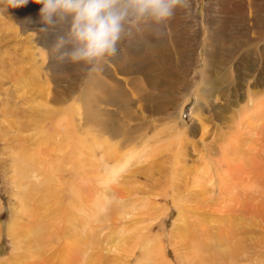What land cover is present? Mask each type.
Listing matches in <instances>:
<instances>
[{
	"label": "rangeland",
	"instance_id": "rangeland-1",
	"mask_svg": "<svg viewBox=\"0 0 264 264\" xmlns=\"http://www.w3.org/2000/svg\"><path fill=\"white\" fill-rule=\"evenodd\" d=\"M40 8L30 2L0 13V264H40L42 257L47 258V247L22 258L18 255L28 252L27 241L34 235L30 229L36 225L60 229L61 209L73 199L74 185L84 197L96 196L98 205L94 207L91 197L86 198L80 218L89 223L85 232L96 240L86 243L71 264H217L212 255H225L228 263L239 245L250 247L253 254L256 251L255 264H264V105L258 110L264 101V0H190L187 11L193 13V35L197 34L193 37L192 79L183 77L191 67L178 64L169 27L163 42L152 43L153 56L143 58L152 55L148 44L135 39L132 51H121L104 63L99 78L122 89L116 104L94 86L85 89L83 72L77 67L57 65L49 50L51 38L38 32ZM185 12L178 10L176 16L183 17ZM29 18L31 23H26ZM124 58L129 63L140 61L126 67L136 73L114 71ZM107 69L110 72L105 73ZM190 79L193 96L192 83H187ZM83 89L103 97L96 118L116 134L102 131L100 137L113 148L111 155L99 148L94 156L96 167L88 162L93 160L88 155H80L84 165L75 174L63 158L71 153L69 147L48 149V153L43 148L31 153L32 159L22 170L27 179L20 180L19 146L24 145V138L35 136L33 130L17 131L21 127L13 128V121L30 122L24 116L37 108H70L77 113L72 124L87 132L88 127L79 124V114L85 109L79 101ZM55 98L62 100L53 103ZM197 102L203 128L193 112ZM63 116L52 117L59 129H64L59 123ZM236 136L246 138L243 148L254 154L241 148L236 157L229 152L221 156ZM59 157L64 159L62 164ZM237 158L235 169L242 171H234L232 183L224 171H233L228 168ZM225 160L231 163L225 166ZM123 164L112 177L109 170ZM172 174L177 176V194L191 195L190 200L180 196L186 204H180L184 208L178 215L169 198ZM249 177L259 178L251 189ZM219 179L229 186L225 200L223 189H218ZM202 180L206 192L199 191L197 183ZM28 186L38 195L32 206L34 216L38 206V216L28 218L32 213L28 207V216L21 219L19 200ZM185 213L186 220L193 221L186 233L178 229ZM192 230L193 242L186 235ZM66 250L72 255L70 247ZM237 264L252 263L240 260Z\"/></svg>",
	"mask_w": 264,
	"mask_h": 264
},
{
	"label": "bare ground",
	"instance_id": "bare-ground-1",
	"mask_svg": "<svg viewBox=\"0 0 264 264\" xmlns=\"http://www.w3.org/2000/svg\"><path fill=\"white\" fill-rule=\"evenodd\" d=\"M184 11H186V12H185V14H183V17L175 16L170 21L169 27L171 28L172 35H173V36L171 35L172 36V43H173V45H174L173 47H174V49L176 51L175 54H176L177 60L179 62L178 64L185 65V69H187L188 66L191 67L190 68L191 71L188 72V75H186L187 73L183 72L184 73L183 77L184 76L185 77L191 76V79H192V77H193V37L195 38L197 34L194 33V35H193V21H192L193 13H191V11H187V10H184ZM145 39L149 42L147 44H148L149 51H150V53L152 55H148V54L145 53L146 56H144L143 58H146V57H149V56L151 57V56L154 55L155 50H154V47L151 46L152 43L159 42V41L163 42V40H164V39L163 40H156L153 36H151L148 33H145ZM134 40H135V38L126 40L120 46L119 53H121V51H122V53H124V52L128 53V51H132L134 49V47L131 46V45L134 44ZM143 60H145V59H143ZM138 63H140V61L139 62L135 61L134 63H129L127 61V59L124 58L122 60V65H118L117 69H114V71L117 70V71H119L121 73H125V74L136 73L134 69L126 70V67L127 66H133V65L136 66ZM104 72L107 73V72H110V71L107 69ZM98 73H101V72H98ZM98 73L87 74V73L83 72L84 79H85L84 80L85 89H93L92 87L94 86L95 87L94 89H96L97 92L106 93L105 95L108 97L109 101L114 102V104H116L119 100H121V96L123 94L122 91H121L122 89L119 86L118 87L110 86L111 84L108 83V81L99 78V74ZM29 76H30V74H29ZM202 76H204V71H203V75ZM191 79L187 83H190V82L192 83V85L190 87V88H192V90L190 91V94H191V96H193V82L191 81ZM115 81H117V79L112 80V82H115ZM118 82H119V80H118ZM85 89H83V93L81 91L79 93V101L85 107L84 111H82V113H81L82 115L79 114V117H80L79 124L82 122L80 124L81 126L84 125V126L88 127L87 132L81 131L80 130L81 128L77 129L75 127V124H72L73 117L77 113H76V111H74V110H72L70 108L51 109V108H48L49 106H46V107H44L42 109L37 108L36 110L33 109L35 111V113L33 112V114H31V115H29L27 117L24 116V118H26V120L29 119L30 122L24 123V124H22V123L17 124V121H13V123L11 125L13 128H14V126H17L18 128L21 127L17 131H19L20 133L24 134V133H26L28 131L33 130V132H34L33 135L35 136L34 139L33 138H30V139H26V138L23 139L22 138L24 145L21 144L19 146V157L17 158V161L20 162V167L18 168L19 171L17 173H18V177L20 178V180L27 179V177L23 176L25 171H22V170L24 169L25 164L30 162V160L32 159V154L31 153L32 152L33 153H39L43 148H46L44 152L48 153V149H50L52 152H54V150L56 148H58V147L60 149H66V150L69 147L68 150L71 153L69 154L68 157H64L63 156V158L64 159L67 158L65 164H68V163H69V165L72 164L71 169L75 170L74 171L75 174H77L78 173L77 170H80L83 167V165H84V163H82V160L79 158L80 155L86 154V155H88L90 157V159H93V160L88 161V162H90L94 167H96V164H97V161H98L94 156L97 155L99 148L103 147L104 148L103 150H105V153L107 152L109 154V156L111 155V153L113 151V148L109 147V144H107V141L105 143L101 142L102 138H100V137H102L103 134H107V135H116V134H115L114 131L106 129L103 126V124L101 122H99V120H97V118H96L97 117V115H96L97 106H99L100 102H104L103 97H101L96 92H86ZM33 90H31V92ZM37 91H38V89H37ZM81 93H82L83 96H81V98H80ZM237 93H239V92H237ZM37 96H38V94L36 95V97ZM42 96H43V94H41V98H42ZM262 96H264V94ZM250 97H252V96H250ZM61 100L59 98H55V99H52L51 101L52 102L54 101L53 103H55V102L56 103H60ZM47 101L48 100L46 99V102ZM46 105H48V104H46ZM262 105H264V101L262 102V104L258 108V110H260L262 108ZM88 106L90 107V109H89ZM198 109H199V102H197V104L193 108V112L198 114V118H197V114L195 115V118H196L197 122L200 124V126L203 128V126L201 124L202 123V118H201V115L198 113ZM55 114H57V117L60 116V115H64L63 116L64 117V121L63 120L59 121V123L64 126V129H59L58 127H56L53 124L52 117ZM250 117H251V114H250ZM240 126H241V123H240ZM17 127H15V128L18 129ZM237 128L238 127H236V129ZM254 128H255V126H254ZM102 131H104L103 134H102ZM180 136H183V135L180 134ZM253 136L256 137L255 132L253 133ZM23 137H25V136H23ZM242 138H244V137H242ZM245 140H246V138L244 140L243 139L239 140L238 137L235 138V139L233 138L232 141L229 140L228 141L229 143H227V145L221 151V156L223 154L226 155L227 152H229L234 157H236L238 155V151L241 150V148L246 146L247 142ZM19 142H20V140H19ZM62 142H65L64 146H60ZM68 144H70V146H68ZM242 150H244V148ZM245 151L254 154V151L252 152V149H246L245 148L244 152ZM49 154H50V152H49ZM61 160H62V158L59 157L58 161L60 163H61ZM34 161H36V157L33 154V162ZM225 161H226L225 162V166H227L229 163H231V161H228V160H225ZM236 161H238V158H237V160L233 159V161H232V163L230 165V168H228V170L232 169L233 171H227V170L224 171V173L227 174V176L229 177V180H231L232 183H235L234 181H235V178H236L234 171H242V170H239V169L238 170L235 169L234 165H235ZM240 161L241 160L239 159V162ZM125 164H127V162H125ZM125 164H123V165H121L119 167L111 168L109 171L112 172L111 173L112 177H114L117 174V172L122 168V166H124ZM60 171H61V169H60ZM65 172H67V171H64V173ZM175 174H172V177H171L170 189L172 188V191H171V194H170L171 197H169V198H171L173 206L176 208L177 215H178L179 213L182 212V210L184 208L183 205H185L186 203L184 202V204H183L182 199H180L181 198L180 196H182V195L177 194V190H176V179H177L176 177L177 176H175ZM237 178H240V176L237 177ZM248 179H249L248 181L251 184L249 189H251L252 186H255V184H256V183H254L255 181L257 182V180H259V178H257V177H254V178L253 177H249ZM199 180H201V179H199ZM244 180H243L244 182L248 183L247 179H244ZM205 182H206L205 180H202L200 183H197V185H200L199 191H201V192H206L207 191L206 187L203 185ZM218 184H219V188L218 189L220 191H221V189H223V195L222 196H224V197H222V196L221 197H222V199L225 200L226 196H227V192H229L226 189L229 186H228L226 180H223V179L222 180L219 179ZM76 185H77V183H76ZM75 187L76 186L74 185V187H73L74 191L71 190L75 194L73 199H71V202H69L65 207H63L61 209V210H63V213L61 211V218H59L60 219L59 220V225L61 224L59 226L60 229L56 228L57 227L56 225L55 226L52 225V227L49 230H47L46 226H44L42 223L36 225L37 226L36 229H34V230L30 229V233L34 234V235H31L29 240L27 241V244L30 246L29 250H28L27 253H23L21 255H18L19 258L32 255L35 252V249H41V248H46L47 247V249H44V251L48 253V256H47V258L42 257V260L40 261V264H71L72 261L75 260L72 257L78 255L82 251L81 249L83 248V246H85L86 243H90L91 241L94 240V239H92L90 237V234L85 232V230L87 229L89 223L82 221V219L80 218L81 217L80 213L83 214V209H84L83 205H85V201H87V199H89L91 196L90 197H84V194L82 192L81 193L79 192V189H80V188H78L79 186L77 187L78 189L75 188ZM183 189H184V187H183ZM233 190L234 189H232L231 191H233ZM92 192H94V191H92ZM95 192H94V194H95ZM183 195H184V196H182L183 198H189L188 200H190L191 195L187 196V194H184V193H183ZM27 196H28V198H26ZM37 196L38 195L35 196L34 188L28 186V191H26L25 196L22 197L19 200V205L23 204V207L19 206L18 208H20L23 211L21 212V211L18 210L19 213H20L18 215V217H20L21 219H22V217L23 218L27 217L29 212H27V210H25V209H27L28 207H29V210L32 211V213L30 212L31 214L28 216V218H33L36 215L38 216V214H37L38 213V206L36 205L35 208H34L36 210L35 211V216H34V211L32 210V206H34L35 203H37V200H36ZM57 200H58V198H57ZM91 200H92L91 203H93V205L94 204L98 205V201L96 200V196L92 195ZM40 201L42 202L41 198H40ZM43 201H45V199H43ZM89 203H90V201H89ZM181 203L183 205H180ZM45 206H47V205H45ZM88 207H89V204H88ZM94 207H95V205H94ZM42 208H44V207H42ZM58 210H59V208H58ZM186 215H187V213H185L184 220L181 221V225L178 226V229H181L182 232L184 231L185 233L193 228V221L191 223L190 220H186L187 217H188ZM57 216H58V214H57ZM89 216H90V214H89ZM14 217H15V219H18L17 216H14ZM64 224H65V227H64ZM48 228H49V225H48ZM90 229H92V228H90ZM35 231H37V234H35ZM201 231L205 232L204 229L201 230ZM186 235H187V237L189 236L192 239V242H193V230H192L191 233H188ZM94 237H95V235H94ZM205 238H207V237H205ZM205 238H203V239H205ZM95 240H94V242H95ZM67 241H69V244L67 243ZM256 245L257 244H255L254 246H256ZM68 247H70L71 252L73 251L72 255L66 254L67 253L66 249ZM206 247L208 248V250H210L209 245L208 246L206 245ZM257 247H258V245H257ZM235 249H236V251L235 250L233 251V255L230 256L228 263H226L225 255L224 256H220V257H216L215 255H212L213 263H217V264H237L240 260H246V262L255 264V262L257 261L256 258H255L257 256V255H255L256 251L253 254V251L252 252L250 251L251 250L250 247H248L246 245H243V246L239 245L238 248H235ZM57 252H59V253H57ZM251 253H252V255H251ZM254 255H255V257H254ZM86 263L87 262L83 263V262L79 261V264H86ZM27 264H34V263L27 262Z\"/></svg>",
	"mask_w": 264,
	"mask_h": 264
},
{
	"label": "clouds",
	"instance_id": "clouds-1",
	"mask_svg": "<svg viewBox=\"0 0 264 264\" xmlns=\"http://www.w3.org/2000/svg\"><path fill=\"white\" fill-rule=\"evenodd\" d=\"M30 2L41 5L38 32L51 38L57 65L87 74L101 72L126 40H162L177 11L190 8V0H0V13Z\"/></svg>",
	"mask_w": 264,
	"mask_h": 264
}]
</instances>
